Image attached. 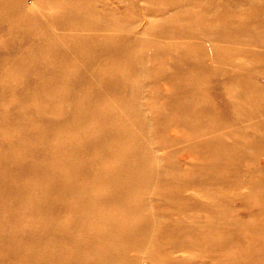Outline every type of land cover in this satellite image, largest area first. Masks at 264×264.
Instances as JSON below:
<instances>
[{
    "label": "rangeland",
    "instance_id": "rangeland-1",
    "mask_svg": "<svg viewBox=\"0 0 264 264\" xmlns=\"http://www.w3.org/2000/svg\"><path fill=\"white\" fill-rule=\"evenodd\" d=\"M0 264H264V0H0Z\"/></svg>",
    "mask_w": 264,
    "mask_h": 264
}]
</instances>
